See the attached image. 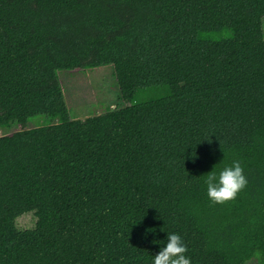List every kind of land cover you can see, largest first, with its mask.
<instances>
[{"label":"trees","instance_id":"1","mask_svg":"<svg viewBox=\"0 0 264 264\" xmlns=\"http://www.w3.org/2000/svg\"><path fill=\"white\" fill-rule=\"evenodd\" d=\"M106 66L127 106L71 120L58 72ZM12 127L0 264H151L169 232L191 264H264V0H0ZM234 160L247 183L214 204L204 176Z\"/></svg>","mask_w":264,"mask_h":264},{"label":"rangeland","instance_id":"2","mask_svg":"<svg viewBox=\"0 0 264 264\" xmlns=\"http://www.w3.org/2000/svg\"><path fill=\"white\" fill-rule=\"evenodd\" d=\"M58 79L71 120H85L119 106H127L120 101L111 66L89 71H61L58 72ZM166 94L165 88L150 89L140 92L136 101L148 102L164 97ZM45 125L46 118L41 116L34 117L28 122V127L31 129ZM14 129L15 127H12L8 131H0V136L12 133ZM35 222L36 219L29 214L19 218L16 224L20 229L29 230L34 227Z\"/></svg>","mask_w":264,"mask_h":264},{"label":"clouds","instance_id":"3","mask_svg":"<svg viewBox=\"0 0 264 264\" xmlns=\"http://www.w3.org/2000/svg\"><path fill=\"white\" fill-rule=\"evenodd\" d=\"M246 183L247 179L238 160H234L231 165H225L219 170H211L204 176L206 195L209 201L214 204L234 199ZM156 234L155 228L145 229V238L148 235L155 237ZM153 241L159 242L161 240L153 239ZM187 251L188 248L181 235L176 232H169L163 239L162 246L158 247L155 255H152L151 264H191L190 257L186 255Z\"/></svg>","mask_w":264,"mask_h":264}]
</instances>
